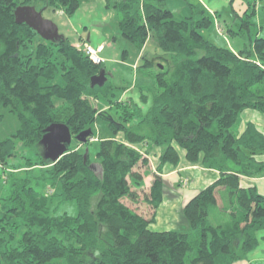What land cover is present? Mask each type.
I'll return each instance as SVG.
<instances>
[{
    "label": "trees",
    "instance_id": "obj_1",
    "mask_svg": "<svg viewBox=\"0 0 264 264\" xmlns=\"http://www.w3.org/2000/svg\"><path fill=\"white\" fill-rule=\"evenodd\" d=\"M31 1L44 6L41 12L70 17L91 0H0V166L9 182V195L0 198V264L243 260L264 230V195L243 180L264 175V133L252 123L240 133L233 128L246 110L264 114V37L254 38L250 50L232 51L202 36L211 21L200 4H188L189 15L176 20L166 0H104L120 17L121 38L138 49L134 87L141 101L148 93L152 98L143 113L136 100L122 99L132 88L120 76L105 72L110 78L101 87L90 86L104 63L95 64L83 45L63 35L45 41L15 23L14 9ZM249 24L242 18L239 27ZM148 45L150 52L144 51ZM111 97L117 119L97 104ZM98 119L106 120L110 134L96 139V160L71 144L56 162L44 158L39 142L50 124L66 125L78 143L74 137ZM154 149L152 168L146 154ZM183 162L219 175L182 207L189 230L154 229L166 194L162 174ZM37 169L40 174L31 177ZM34 179L49 185L51 196L58 188L60 201H74L77 214L51 215ZM218 188L227 190L229 204L222 209L229 217L213 225ZM123 200H142L150 218Z\"/></svg>",
    "mask_w": 264,
    "mask_h": 264
},
{
    "label": "rangeland",
    "instance_id": "obj_2",
    "mask_svg": "<svg viewBox=\"0 0 264 264\" xmlns=\"http://www.w3.org/2000/svg\"><path fill=\"white\" fill-rule=\"evenodd\" d=\"M94 1V0H91ZM214 6H216V10L218 11L216 13L212 12L209 14L210 16V25L203 30L202 36L208 40L209 42L213 43L214 45L218 47H225L229 49H235V51L239 49H245V50H250L252 49L251 47V41L258 37H264V0H239L240 3L244 7V11L242 12L238 5L233 4V1L230 4V0H214ZM97 7L94 10L90 9H80L79 12L76 14L77 17L82 18V20L88 22V29H81V34L84 36V40L86 41L82 42L83 44H89L93 43L92 39L98 38L97 35H91L92 38L91 40L88 39L89 33L91 32V29L93 26H98L96 27L98 30L101 31V36H102V42L104 41V47L103 50L99 53V56L104 59V64L103 68L105 72L109 75L114 74L118 75L121 78L124 79V82H126L128 85H130L131 90L127 91L122 97L123 100H127V97L133 98V100L139 104L141 110L143 113H146L147 110L149 109L151 105V95L148 93L146 95L145 101H141L139 98V90L138 88L134 87V81L136 79L135 75V69L139 65L140 61V56L138 54V49L133 46L131 43H128L124 39L121 38L119 28H118V21L120 19L119 15L116 13L114 9H102L100 3L97 1ZM188 4H198L197 0H166V6L167 8L173 12L174 18L176 20H182L185 19L189 13V5ZM29 6L35 7L37 11H41V9H44V6L40 2H28ZM187 8H188V14L187 13ZM248 9L247 15L248 18H245L244 12ZM241 11V13H239ZM184 15H186L184 17ZM42 16L43 18L52 21L57 27H58V33L60 35H63L71 42H73L75 45L82 46L83 44L79 40L80 38V33H77L75 27L69 23V19L65 17V15L61 14L60 12L57 11H52L49 9L43 10L42 11ZM104 17V19H103ZM246 19L250 24L248 25L247 29L245 26L239 27V24L241 25V20ZM241 32V33H240ZM77 33V34H76ZM79 36V37H78ZM114 38V39H113ZM89 40V41H88ZM88 41V43H87ZM124 51H127L126 54L123 53ZM144 51L150 52L151 48L148 46L145 47ZM154 53V50L152 51ZM124 54V57H123ZM98 75V74H97ZM106 78H110V76L106 75ZM114 79V78H112ZM115 96L117 99L121 100V91L116 90L114 91ZM114 96V97H115ZM119 97V98H118ZM114 98L111 97L110 100H106L104 98H100L98 101V106L103 107L105 111L114 119H117L118 113H116L114 106L113 109L110 107L111 102H114ZM114 105V104H113ZM248 121L253 122L256 126V128L259 129L260 132L264 133V114L253 111V110H246L242 113L241 118L233 128L234 131L240 132L242 129H244L246 123ZM92 127V136L91 139L89 140V143L86 145L82 144L80 142L76 143L74 140L71 141V146L75 147L80 151V152H85V149H88L89 152V157L92 160H96L95 158V153L97 151V143H95L96 139L101 138L105 135L110 134L109 130L107 128V123L106 120L104 121L103 119H98L96 120L95 124L91 126ZM41 152V151H40ZM159 150L154 149L151 152H149L148 158L151 167H155L156 163V153L158 154ZM24 154H26L24 152ZM28 157L33 156L30 153H27ZM262 159L264 160V155H261ZM22 162V160H20ZM12 162H16L12 160ZM140 169H143L141 167ZM144 170V169H143ZM40 170H36L35 174L31 175V177L38 176L40 174ZM7 174V172H6ZM5 172L3 171V168L0 166V198H5L9 195V182L5 181L6 177ZM183 172H176L171 178H166V185L168 186V192L166 193L167 195L172 194L174 196L175 193H178L179 191V182L180 184L187 185L189 179H187L185 176L182 175ZM18 175V174H16ZM183 176L185 178L180 180V176ZM32 185L35 187L37 192L40 194L46 196L48 198V207H49V213L51 215H68V216H75L77 214V206L74 201H60L59 197L56 196L55 194L58 193L59 189L58 188H52L53 193L51 196L49 193H47L46 188L47 184H45L41 180H32ZM212 182V181H211ZM243 183V182H242ZM245 183V182H244ZM210 184V183H209ZM207 184L206 186H208ZM246 184V183H245ZM188 186V185H187ZM204 186L203 188H205ZM202 188V189H203ZM220 189V188H218ZM216 189V191L218 190ZM201 190V189H200ZM199 190V191H200ZM198 191V192H199ZM197 192V193H198ZM196 193V194H197ZM141 195L143 192L140 193ZM167 195L164 197L167 198ZM216 195V207H221L220 209L215 208L211 209L210 211V222L213 225L216 224H223L227 222L228 220L227 215L225 216L222 214L220 211L222 210L224 212V208L222 206H227L229 204V196H227V190L222 188V191H218L215 193ZM142 197V196H140ZM180 198L177 197V200ZM128 200H123L124 204H129ZM185 204V203H184ZM223 208V209H222ZM138 210L140 213L145 214L146 218H150L152 212L150 209L145 205V204H139ZM215 213L214 215L212 213ZM176 218L175 221L169 226L165 227L164 222L161 221L158 223V227H155L157 230H166V229H173L176 228L178 231H187L189 230L187 224L182 222V216L181 212L178 214V209H176ZM173 215V214H172ZM143 216V215H142ZM264 232V231H263ZM264 258V257H263ZM242 261L241 259L238 261ZM238 262H235L238 263ZM258 262V263H257ZM253 262L252 264H264V261H257ZM186 264H189V257L186 258Z\"/></svg>",
    "mask_w": 264,
    "mask_h": 264
},
{
    "label": "crops",
    "instance_id": "obj_3",
    "mask_svg": "<svg viewBox=\"0 0 264 264\" xmlns=\"http://www.w3.org/2000/svg\"><path fill=\"white\" fill-rule=\"evenodd\" d=\"M100 3L101 8L108 10L105 8V3L104 0H94V1H88V2H83L80 7L78 8V10L70 17H67L69 19V23H71L76 31H78L77 33L81 34V29H88V22H86L85 20L83 21L82 18L77 17L76 14L79 12L80 9L84 8V9H90L91 11L94 10L97 7V3ZM226 0H224L225 2ZM198 4L202 5L206 11L211 14L212 12L216 13V6H214V0H197ZM238 5L239 9L242 11L244 9L243 5L240 3L239 0H234L233 4ZM241 11L239 13H241ZM244 11V10H243ZM242 11V12H243ZM188 8H187V13L188 14ZM184 15V17L186 16ZM66 17V16H65ZM104 19V17H103ZM98 26H93L91 29V32L89 33L88 39L91 40L93 35H97L98 38H93L92 41L93 43H89V45L93 46V47H98L100 45H104V41L102 42V36H101V31L98 30L96 28ZM76 33V34H77ZM92 35V36H91ZM79 37V36H78ZM84 36H82V34L80 35L79 40L81 42H83L82 40ZM102 39V40H101ZM88 40V41H89ZM87 41V43H88ZM86 43V41H84ZM232 51H235V49H231ZM247 123H252L251 121H248ZM246 123V124H247ZM255 125V124H254ZM256 126V125H255ZM258 129V128H257ZM264 129V127L262 128ZM243 130V129H242ZM259 130V129H258ZM241 132V131H240ZM239 132V133H240ZM156 159H157V153H156ZM157 162V160L155 161V163ZM152 166V165H151ZM153 168V167H152ZM176 172H183V176H185L187 179H189L187 185L180 184V182L178 183L180 188L178 193H175L176 196L172 197L173 195H167V198H164L163 204L160 206V208L157 210L156 213V221L153 224V228L155 229V227H158V223L163 221L165 227H169L173 221H175V218L177 216L176 214V209H178V214L179 212H181L182 207L184 206V203H186L189 199H191L200 189H202L204 186H206L207 184L211 183V181H214L217 177H218V171L214 170V169H209V168H205L203 166L199 165H189L186 162L180 163L179 167L176 170L173 171H168L165 174H162V178L164 179V181L166 180V178H171ZM180 176V180L185 178L183 176ZM149 176H147L146 178H144L143 183H147L149 180ZM244 182H246L249 185H254L258 192L264 195V175L261 177H255V178H247V179H243ZM165 185H166V181H165ZM219 192L222 191V188L218 189ZM168 192V186L166 185V193ZM177 197H179L180 199L177 200ZM129 204H126L130 209H132L133 211H135L136 213L143 215V217H145V214L140 213V211L138 210L139 208V204H145L142 200H140L139 202H128ZM147 207L148 205L145 204ZM218 206V205H216ZM215 206V207H216ZM214 207V208H215ZM223 207V206H222ZM150 209V207H148ZM219 208L216 207L215 210ZM221 208V207H220ZM219 208V209H220ZM151 211V209H150ZM222 214H226L227 217L228 214L224 211H220ZM173 214V215H172ZM213 215L215 214L214 212L212 213ZM225 215V216H226ZM146 218V217H145ZM264 231V230H263ZM260 231L258 232V238H259V242L257 247L252 250L251 252H249L242 261L236 263V264H252L253 262H257V261H264V232ZM258 263V262H257ZM235 264V263H234Z\"/></svg>",
    "mask_w": 264,
    "mask_h": 264
},
{
    "label": "water",
    "instance_id": "obj_4",
    "mask_svg": "<svg viewBox=\"0 0 264 264\" xmlns=\"http://www.w3.org/2000/svg\"><path fill=\"white\" fill-rule=\"evenodd\" d=\"M14 20L17 24H25L34 30L40 38L45 41H56L63 38L58 33V27L50 20L43 18L42 12L29 5L17 6L14 11ZM106 81L105 70L102 69L98 75L90 79V86L101 87ZM92 135L90 128L81 131L74 139L82 144H86ZM72 136L66 125L62 123H52L45 128L44 134L40 139L43 147V156L51 162H56L67 150L72 141ZM88 149H85L84 157Z\"/></svg>",
    "mask_w": 264,
    "mask_h": 264
},
{
    "label": "built area",
    "instance_id": "obj_5",
    "mask_svg": "<svg viewBox=\"0 0 264 264\" xmlns=\"http://www.w3.org/2000/svg\"><path fill=\"white\" fill-rule=\"evenodd\" d=\"M104 45H100L98 47H93L89 44H83L84 53L95 63L100 64L104 63V59L99 56V53L103 50Z\"/></svg>",
    "mask_w": 264,
    "mask_h": 264
}]
</instances>
